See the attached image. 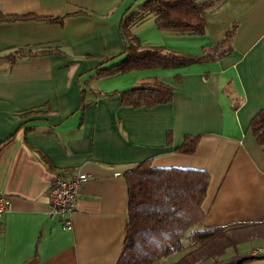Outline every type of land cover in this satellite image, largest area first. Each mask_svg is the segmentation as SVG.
<instances>
[{
	"label": "crops",
	"instance_id": "obj_1",
	"mask_svg": "<svg viewBox=\"0 0 264 264\" xmlns=\"http://www.w3.org/2000/svg\"><path fill=\"white\" fill-rule=\"evenodd\" d=\"M145 1L0 0V194L11 203L0 219V264H116L124 172L148 159L208 173L199 226L242 229L223 258L264 251V144L250 128L264 110V0H200L212 5L198 35L159 29L152 14L124 30ZM228 34L230 50L214 59L98 74L131 45L202 57ZM156 82L172 88L168 103H121V92ZM186 135L199 136L191 154L175 150ZM77 172L88 179L64 228L50 215L48 187ZM190 249L187 242L158 264Z\"/></svg>",
	"mask_w": 264,
	"mask_h": 264
},
{
	"label": "trees",
	"instance_id": "obj_2",
	"mask_svg": "<svg viewBox=\"0 0 264 264\" xmlns=\"http://www.w3.org/2000/svg\"><path fill=\"white\" fill-rule=\"evenodd\" d=\"M211 5V1L200 0H146L139 13L122 20V26L125 30L132 21L152 14L159 29L198 35L204 32L205 13ZM230 40L231 34H228L210 50L211 54L202 57L180 55L161 47L138 49L131 45L123 52V59L101 68L98 74L120 75L135 70L168 69L206 58L214 59L230 50ZM224 47L226 49H222ZM44 52L48 51H37ZM15 53L18 56L30 55L32 51L18 50ZM172 94L169 85L156 82L123 91L120 98L124 105L151 107L168 103ZM250 128L257 143L264 144V110L253 116ZM198 140L199 136L186 135L175 150L191 154ZM124 178L128 193L127 220L123 247L116 264H158L181 251L185 246L184 240L191 244V249L172 264H201L207 260H211L212 264H235L239 258H243L240 264H244L250 260L245 258L248 254H234L220 259L226 248L235 247L240 241L242 232L241 228L237 229L240 224L199 226L204 215L201 203L208 184L207 172L151 167L148 159L125 171Z\"/></svg>",
	"mask_w": 264,
	"mask_h": 264
},
{
	"label": "built area",
	"instance_id": "obj_3",
	"mask_svg": "<svg viewBox=\"0 0 264 264\" xmlns=\"http://www.w3.org/2000/svg\"><path fill=\"white\" fill-rule=\"evenodd\" d=\"M88 179L84 173L77 172L72 176L60 177L54 176L48 187V193L51 197L50 215L60 217V223L64 228H69L71 224V215L75 210L78 191L82 184ZM11 208L8 197L0 194V219ZM263 250H255L253 255L263 254Z\"/></svg>",
	"mask_w": 264,
	"mask_h": 264
},
{
	"label": "water",
	"instance_id": "obj_4",
	"mask_svg": "<svg viewBox=\"0 0 264 264\" xmlns=\"http://www.w3.org/2000/svg\"><path fill=\"white\" fill-rule=\"evenodd\" d=\"M246 259H261V258H264V254H259V255H253V254H250V255H247L245 256ZM243 260V258H239L235 261V264H240V262Z\"/></svg>",
	"mask_w": 264,
	"mask_h": 264
},
{
	"label": "rangeland",
	"instance_id": "obj_5",
	"mask_svg": "<svg viewBox=\"0 0 264 264\" xmlns=\"http://www.w3.org/2000/svg\"><path fill=\"white\" fill-rule=\"evenodd\" d=\"M96 83H97V82H96ZM96 83H95V84H96ZM240 230H242V229H240ZM241 234H242V233H241ZM241 234H240V235H241ZM183 244H184V245L186 244V240L183 241ZM222 258H223V256L220 257V259H222ZM210 264H212V262H210Z\"/></svg>",
	"mask_w": 264,
	"mask_h": 264
}]
</instances>
